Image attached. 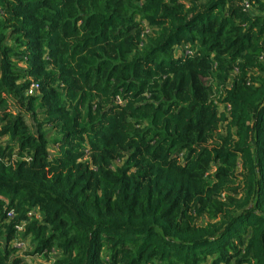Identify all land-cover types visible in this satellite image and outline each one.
<instances>
[{"label":"trees","instance_id":"trees-1","mask_svg":"<svg viewBox=\"0 0 264 264\" xmlns=\"http://www.w3.org/2000/svg\"><path fill=\"white\" fill-rule=\"evenodd\" d=\"M37 263L264 264V0H0V264Z\"/></svg>","mask_w":264,"mask_h":264},{"label":"built area","instance_id":"built-area-1","mask_svg":"<svg viewBox=\"0 0 264 264\" xmlns=\"http://www.w3.org/2000/svg\"><path fill=\"white\" fill-rule=\"evenodd\" d=\"M186 51L188 52V53H191V51L189 50V48H187L186 47ZM34 87V86H33ZM33 87L29 90V93H32L33 91H34V89H33ZM12 212H9V215L10 216H12ZM31 214V213H30ZM24 229V225H21L20 227H19V230H23ZM17 245H18V247H20V248H24L25 247V245H26V243L25 242H23V241H21V240H18L17 241ZM45 264H47V263H45ZM49 264V263H48Z\"/></svg>","mask_w":264,"mask_h":264},{"label":"rangeland","instance_id":"rangeland-1","mask_svg":"<svg viewBox=\"0 0 264 264\" xmlns=\"http://www.w3.org/2000/svg\"><path fill=\"white\" fill-rule=\"evenodd\" d=\"M205 81H206V79H205ZM21 254H25L24 251H22ZM27 256H28V255H26L25 257L27 258ZM28 260H33V259H32L31 257H29ZM35 261H38V263H39V262L42 261V259H41L40 257H38V258H36ZM35 261H33V262H35ZM38 263H37V264H38Z\"/></svg>","mask_w":264,"mask_h":264}]
</instances>
